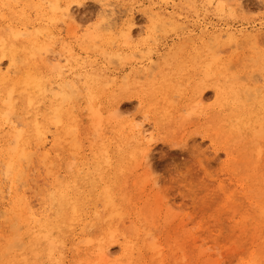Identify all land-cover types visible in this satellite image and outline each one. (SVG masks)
<instances>
[{"label":"bare ground","instance_id":"obj_1","mask_svg":"<svg viewBox=\"0 0 264 264\" xmlns=\"http://www.w3.org/2000/svg\"><path fill=\"white\" fill-rule=\"evenodd\" d=\"M79 1L0 0V214L4 215L0 223V264H164L159 245L143 238H149V232L156 233L158 222L148 227L143 237L137 226L154 221L155 215L147 217L142 209L128 211L126 206L124 181L130 164L146 157L151 148V125L138 124L145 115L165 130L174 126L183 129L187 124L208 130L203 139L211 146L221 139L228 158L247 149L239 157L240 186L249 185L250 209H255L256 219L260 214L263 217L261 221L242 219L238 225L242 231L249 228L254 232L257 256L249 264H264V201L253 205L256 195L264 199V87L259 86L264 76L229 73L244 58H222L242 44L254 55L260 54L264 22L235 28L222 25L220 20L227 15L220 8H212L211 0H98L101 12L97 25L109 35L87 36L82 43L99 40L105 47L111 36L118 34L126 43V52L119 50L113 55L121 61L138 56L137 74L142 78L149 79V72H154L153 58L166 59L158 64V82L144 88L134 84L129 89L113 86L102 97L101 88L106 86L108 75L95 62H87L89 49H81L87 54L82 58L73 54L71 46H63L58 56L50 49L56 45L53 27L57 22L74 34L77 31L72 10ZM230 5L237 10L242 4ZM117 7L123 8L125 19L121 23L115 16ZM140 7L150 25L143 39L133 45L134 10ZM51 52L54 55L48 57ZM257 58L261 61L254 62L261 66L263 58ZM62 61L68 64L64 70L59 66ZM64 71L75 80L68 84L62 76ZM79 78L88 90L86 110L73 106L74 95L81 89V85L77 87ZM108 80L115 83L113 78ZM207 89L217 99L216 107L210 110L203 105L210 98ZM176 93L185 105L174 104ZM129 94H134L143 118L112 123L107 117L120 118L129 113L128 107L121 106L132 98ZM252 100L255 102L247 105ZM182 108L192 110L188 118H178ZM12 116L22 122L13 121ZM82 121L86 124L83 130ZM92 130L100 133L99 141L84 146L83 135ZM242 140L244 146L239 152L230 150L231 143ZM198 149L195 147V151ZM38 157L47 178L41 177L34 166ZM73 157L78 166L72 173ZM5 197L7 203L2 202ZM113 246L121 251L117 260L110 259Z\"/></svg>","mask_w":264,"mask_h":264},{"label":"rangeland","instance_id":"obj_2","mask_svg":"<svg viewBox=\"0 0 264 264\" xmlns=\"http://www.w3.org/2000/svg\"><path fill=\"white\" fill-rule=\"evenodd\" d=\"M97 1L80 0L79 5L73 8L72 12L74 11L73 15L77 20L76 30L78 31H75V34L72 32V29L71 31L68 29V26L66 28L64 25L61 26L59 22H57L59 25L57 23L54 25L53 37H57V41L56 45L50 48L51 51L53 53L55 52L56 54H54L58 56L64 51L63 46H71L73 54L82 58L87 54L81 49H89L91 54L88 55L89 60L87 62H95L101 70L105 71L108 75L107 82L110 81L108 80L109 78L115 80V83L111 81L110 83L106 82L107 87L104 85L101 88L103 90H101L102 97L106 96L109 90L116 86L129 89L134 84L140 88H144L150 83L158 82L161 78V70L158 64L165 62L166 59L153 58L152 62L156 64V67H154V72L152 71L148 74L150 80L145 76L142 78L141 75L137 74L140 62V59H137L139 58L138 56L134 58L126 54L125 56H128L127 59L121 61L113 55L119 50L126 52V43H123L121 38L119 39L118 34L111 36L110 42H106L105 47L99 40H95L96 43H94L95 41L90 44L82 43L87 36L101 35L107 38L109 35L106 32L104 34L98 26L97 18L101 12V7ZM210 2L212 8H220L227 15L226 19L220 20L222 25L227 24V26L235 28L240 27L244 23L258 24L264 22V0H211ZM236 2L242 4L240 5L241 8L237 9L240 11L243 9L241 12H237L233 7H228V5L231 4L230 6H232ZM226 5L228 8H226ZM134 12L135 31L133 34V45L143 39V32L150 25L148 18L143 14V7L135 9ZM115 16L119 19L118 23H121L125 19L122 7H117ZM79 24L80 28L78 29ZM98 28L101 31L100 29L98 31ZM67 30L70 32L68 31L67 33ZM136 31L141 34H138ZM156 33L157 35L161 34L160 31ZM70 37L73 38L70 39ZM259 46L261 51L257 55H254V51L251 48H245L246 45L244 44L239 46L237 50H233L234 55H231L233 53L232 51L231 53H224L222 58H228L229 56L244 58V61L239 63L234 69H231L229 73H249L251 76L254 75L252 78L259 77L260 75L264 76V68H261V66H264V44H260ZM53 53H49L51 55H48V57L54 55ZM258 56L263 58L261 66H258L254 62V59L261 61V58H257ZM63 63L64 61L59 64L61 67L60 70L68 67L67 63L66 65ZM153 63L149 65L152 68ZM51 65H48V68H52ZM62 76L68 84L75 80L66 71L62 73ZM79 79L81 82L77 83V87L81 85V89L74 95L76 100H74L73 106H80V109L86 110L88 105L86 99L88 90L83 78ZM138 79L141 81H138ZM151 79L153 80L151 81ZM263 82L260 80V87H264ZM104 87L105 89H103ZM205 92L208 95L207 97L210 98L206 99L208 101L205 100L203 105L206 106L205 109L207 110L213 109L217 105V99L211 90L207 89ZM132 96L134 94L128 95V97ZM261 97L264 99V95ZM172 100L175 105H185L179 93L174 94ZM254 102L255 100L247 101V105H251ZM121 106L123 108L128 107L129 110H126L129 113H126L127 115L125 114V116L124 114L121 115L122 117L120 118L116 117L117 119L113 118L111 114V118H107L112 123L119 122L122 119L130 121L132 117H138V121L140 118H143L140 114L141 106L135 98L132 97L124 100ZM189 112L182 108L178 114V118H188ZM145 118H143L144 120L141 119L140 122H136L138 124L151 125V148L147 153V158H138L130 164V170L127 172L126 180L124 181V189L128 195L127 210L137 208L138 211L142 209L147 217L149 214L155 215L154 221H143L137 224L142 231L141 237H143L142 234L144 232H148V227L152 228L155 222H158V230L156 233L153 231V233L149 232V238H143L148 243L151 241L159 245L158 252L161 254L160 258L163 259L164 264L252 263V260L257 256H254L256 249L253 246L254 232L249 228L242 231L239 229L238 224L240 220L248 218L261 221L263 216L260 214L259 219H256L257 213L255 214V209H250L248 198L252 193L249 191V185L246 183L240 186L242 182L239 177V169L242 162L239 160V157L247 153V149L239 155H235V157L228 158L223 151L221 139L214 146H211L206 139H203L210 133L206 129L195 128L193 125L187 124L183 129L174 126L169 130H165L158 128L152 122V118L149 115H145ZM12 120L17 123L22 122L18 116H12ZM81 124L83 127L82 130L85 129V122L82 121ZM92 134H94L93 137L91 136ZM95 134V130L90 131L89 134L88 131L84 133L83 145L87 146L92 142V144H97L100 133ZM242 142L243 140L234 141V143L230 144V150L233 149L239 152L241 146H244ZM195 147H199L200 149L195 151ZM35 160L34 166L37 172L40 175L42 173L41 177L47 178L46 169L41 163L40 157ZM144 160L149 161L146 167L143 164ZM77 166L78 161L73 157L70 161V171L73 173ZM1 178L3 179V176ZM38 185L40 186V183ZM4 199L2 202L7 203L8 197ZM254 201L255 203L253 205L255 206V204L264 201V199L257 198L256 195ZM97 209L100 211V215L103 216L104 212L100 203H98ZM91 211H94V209ZM2 221H4V215L1 216L0 214V223ZM124 221L125 227H128V218L124 219ZM257 241L260 242V237ZM79 246H82V244ZM205 249L207 250L205 251ZM25 252L26 250L23 251V254ZM111 252L113 253L110 255L111 260H117L120 257L121 251L118 246H113Z\"/></svg>","mask_w":264,"mask_h":264}]
</instances>
